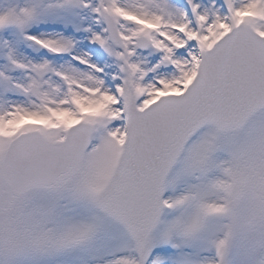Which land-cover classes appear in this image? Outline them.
Masks as SVG:
<instances>
[{"label": "snow or ice", "instance_id": "obj_1", "mask_svg": "<svg viewBox=\"0 0 264 264\" xmlns=\"http://www.w3.org/2000/svg\"><path fill=\"white\" fill-rule=\"evenodd\" d=\"M0 264H264V0H0Z\"/></svg>", "mask_w": 264, "mask_h": 264}]
</instances>
